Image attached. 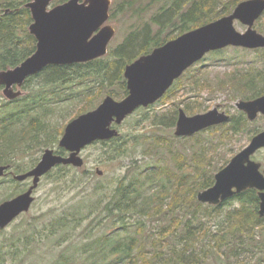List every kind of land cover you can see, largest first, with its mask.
I'll return each instance as SVG.
<instances>
[{
	"label": "rangeland",
	"instance_id": "obj_1",
	"mask_svg": "<svg viewBox=\"0 0 264 264\" xmlns=\"http://www.w3.org/2000/svg\"><path fill=\"white\" fill-rule=\"evenodd\" d=\"M111 1L109 13L112 12L115 3L122 0ZM160 1L162 2V0ZM148 3V0H135L134 5L145 8ZM160 4L153 3L150 11L147 12V10L140 16L131 13H116L114 16H109L106 24L110 25L115 32L108 45V51L120 45L132 29L141 28L146 23L150 24L151 17ZM234 28L239 33L246 31V27L238 21L234 22ZM151 29L154 32L159 30L158 26L152 24ZM254 29L264 35V14L254 24ZM260 51L228 47L208 53L184 73L185 77L181 87L176 88L163 102L151 108L148 120H142L144 113L140 110L131 117H127L119 126L118 131L122 137L120 143L124 149L120 156L110 161L104 153L106 147L101 144L90 145L80 154L84 160L82 168L68 171V175L59 180L55 179L58 171L43 178L33 192L34 202L29 211L20 215L0 234V255L4 257V261L0 260V264H88L90 258L88 252H83L84 244L119 228V224L114 223L113 219H106L107 217L101 209L112 195L118 182L126 175L125 181L128 182L136 173L144 175L151 169L159 167H168L177 174L181 171L186 173L189 169L193 171L196 167L194 166L195 162L178 165L175 162V156L180 155L189 160L195 154L193 160L201 155L199 164L208 175L211 172V176H213L217 172L215 170L230 161L249 143L251 138L249 136L224 138L218 131L204 132L193 138H177L174 136L175 124L173 125V121L174 117H177L174 112L183 109L188 116H192L204 114L216 107L220 111L234 115L235 104L247 95L248 90L247 87L242 88L237 79L243 75L247 76V74L238 73L253 70L264 71V51ZM191 72H200L195 73L193 77H200V74L203 73V81L199 87L193 84L195 78H189ZM76 74L78 77L73 82L58 89L64 102L58 104L57 97H55L56 103L48 107L50 110L52 109V113L50 111L44 122L53 128L51 132L61 128L63 133L65 125L87 102L84 100V93L93 86L92 83L96 76L89 75L81 69L77 70ZM81 74L84 77H81ZM42 82L41 78H33L27 85L20 88L22 95H28L31 90L41 88ZM47 89L49 90V88ZM263 90L264 84L262 93ZM91 91H93L90 93L93 98L91 104H95V107L107 96L118 100L117 97L123 94V88L115 81L108 83L104 89L91 88ZM57 96L59 95L57 94ZM6 102L8 101L3 97L0 88V110ZM42 113L37 114L36 117L43 119ZM4 115L3 112H0V117ZM56 134H54L55 137ZM61 135L57 136L58 140L55 144L48 147L38 146L15 156L10 171L16 173L20 168L24 169L22 171L30 169L33 166L32 163L39 161L45 149L56 150L58 148ZM51 141L54 143L53 140ZM253 159L262 164L264 151L261 150ZM178 166L182 169H179ZM97 170L101 172L100 175L96 173ZM205 177L207 175L203 178L205 179ZM13 182L8 178L0 180L1 199L18 195L31 185ZM94 200H101V209L90 214L89 210H86L85 204ZM79 206H82L84 212L80 216L71 215ZM68 207H72V209H68ZM237 207L238 203L235 202L234 205L223 207L219 213L212 215L205 213L206 218L201 216V221L215 236L228 213ZM198 212L203 214V209ZM64 218L69 224L68 232L59 229L58 221ZM163 223L165 221L152 222V231L149 233L151 237L157 231L153 225L157 226ZM252 233L253 242L248 244L246 236L241 238L243 248H240L238 254L232 255L228 260L226 257L218 258L214 255L217 253V249L213 245V236L206 237L202 244H198L197 250L190 253L193 256L190 257V262L193 264H264V222L254 228ZM64 239L67 241L63 242ZM178 241L177 236L166 237L164 245L166 247L177 246ZM11 242L16 243L18 250L8 253L10 248H14ZM195 254L199 256L196 257Z\"/></svg>",
	"mask_w": 264,
	"mask_h": 264
},
{
	"label": "trees",
	"instance_id": "obj_2",
	"mask_svg": "<svg viewBox=\"0 0 264 264\" xmlns=\"http://www.w3.org/2000/svg\"><path fill=\"white\" fill-rule=\"evenodd\" d=\"M31 1L0 0V70L16 67L35 51L36 41L28 31L32 18L30 11L25 8V5ZM65 1L67 0H53V5ZM148 1L149 3L147 6L145 5V8L136 7L134 5L135 0H122L115 3L110 16H114L116 13H131L140 16L147 10L149 12L153 3L161 4L151 17L150 24L146 23L141 28L132 29L120 45L108 51L107 56L82 64L47 67L37 75L27 79L24 84V86L27 85L33 78H41L43 81L41 88L31 90L28 95H21L3 105L0 110L5 114L0 117V166L13 164L15 156L26 153L27 150L55 144L58 140L57 136L62 134V130L60 128L51 132L53 128L48 126L44 119L49 116L50 111L52 113V109L50 110L48 107L56 103L55 97H57L58 104L64 102L58 89H62L73 82L78 77L77 70H85L89 75L94 74L96 76L91 88L101 90L108 83L117 82L123 88V94L117 97L121 99L127 93L123 78L126 65L142 55L149 54L154 48L178 35L229 15L233 8L244 0ZM151 24L158 26L159 30L154 32L151 29ZM195 73L191 72L189 78L195 76ZM80 76L84 77L83 74ZM179 80L181 81V79ZM246 83H248L247 93L255 95L260 89L262 90L264 79L262 85L255 84V79L252 77ZM174 86L168 90V93L174 90ZM241 86L244 85L241 84ZM91 88L84 93V100H87V104L85 103L83 108L77 111L72 118L95 107V104H91L93 102L90 94L93 92ZM151 108L152 106L140 109L144 113L142 120H148ZM41 113L43 119L36 117L37 114ZM174 113L176 115L177 111ZM175 117L173 125L175 124ZM121 138L118 136L94 144H101L106 147L104 153L107 159L112 161L124 152L120 143ZM55 153L66 155V152L59 147ZM194 156L195 154L189 160L187 157L175 156V162L178 165L195 162L194 166L196 167L193 171L189 169L186 173L181 171L177 174L168 167H159L151 169L144 175H142L143 173H136L128 182L125 181L126 175L118 182L102 209L101 200L88 201L85 204L86 210H89L90 214L101 209L105 213L106 219H113L114 223L119 224V228L115 229L116 231L110 234L104 233L84 244L83 252H88L90 258L88 264H193L190 262V257H193L190 253L196 251L198 244H202L203 239L210 236H213V245L217 249V253L214 255L218 258L226 257L228 260L232 255L238 254L240 248H243L241 238L246 236L248 238L246 243L253 242L252 232L254 228L259 227L264 222V217L259 218L257 213L259 203L257 191L254 189L245 190L217 206L200 204L196 199L197 193L212 186L214 179L211 172L208 175L199 164L201 155L193 160ZM226 164L217 168L215 172ZM178 167L182 169V167ZM22 170L24 169L20 168L17 172ZM70 170L76 169L58 166L55 179L59 180L66 177ZM205 175L207 177L204 179ZM12 196L0 198V202ZM235 202L238 203L237 209L228 213L218 233L214 236L202 223L201 216L206 218L205 213L207 215L219 213L223 207L234 205ZM80 204L82 203L80 202ZM68 209H72V207H68ZM82 209V206H79L70 213L73 216H80L84 212ZM201 209H203V214L198 212ZM158 221H165V223L153 225L157 231L154 230L155 234L151 237L149 233L152 231V222ZM58 225L61 231H69L66 218L60 219ZM2 232L3 230H0V234ZM172 236L179 238L178 245L166 247L164 245L165 238ZM65 240L67 241L64 239L63 242ZM234 242L235 245H233ZM11 243L14 248H10L8 253L18 250L16 243ZM225 248L227 249L225 250ZM195 256L198 257L199 255L195 254ZM0 260L1 262L4 261V257L1 255Z\"/></svg>",
	"mask_w": 264,
	"mask_h": 264
},
{
	"label": "water",
	"instance_id": "obj_3",
	"mask_svg": "<svg viewBox=\"0 0 264 264\" xmlns=\"http://www.w3.org/2000/svg\"><path fill=\"white\" fill-rule=\"evenodd\" d=\"M52 0H32L25 5L32 23L29 34L36 40L35 52L18 66L0 71L2 94L8 100L21 95L24 81L49 65H72L101 58L114 36L107 25L111 0H67L48 10ZM264 13V0H246L233 11L215 21L185 32L176 38L140 56L125 66L124 79L128 95L120 101L107 96L94 109L71 120L64 128L58 146L68 152L66 157L44 151L38 164L16 181L33 178L27 191L0 204V229H5L20 214L29 211L34 202L33 191L40 178L57 165L82 168L81 151L97 141H106L119 135L112 124L120 125L139 107H147L159 100L184 71L200 61L207 53L226 47L244 49L264 48V36L253 29L254 23ZM239 21L247 27L244 33L234 28ZM237 107L253 119L258 112L264 114V96L249 102H239ZM228 116L216 108L192 116L179 109L175 124L176 137H189L226 122ZM264 148V131L231 158L229 163L214 175V184L197 193V201L216 206L247 189L258 191L259 218L264 217V171L251 156ZM8 166H0V178ZM98 175L100 171L96 172Z\"/></svg>",
	"mask_w": 264,
	"mask_h": 264
},
{
	"label": "flooded vegetation",
	"instance_id": "obj_4",
	"mask_svg": "<svg viewBox=\"0 0 264 264\" xmlns=\"http://www.w3.org/2000/svg\"><path fill=\"white\" fill-rule=\"evenodd\" d=\"M65 2L60 3V4H57V5H53V1H52L50 7L48 8V10L52 9L55 6L64 4ZM262 51H264V49H262ZM48 67H50V66H48ZM45 68H47V67H45ZM250 68H252V67H250ZM253 68H255V67H253ZM0 71H2V70H0ZM244 73H246L247 76L243 75V76H240V78H237L240 81L239 82V85L240 86H241V84L244 85V86H241L242 88L245 89L248 86V83H246V81L249 80L251 77L255 79V84H258L259 83L260 85H262V77L264 79V75H262V73H264V71H262V70H260V71H254L253 70V71H245L243 73H238V74H244ZM234 76H236V75H234ZM184 77L185 76L183 74L179 78V79H181V81L179 79L176 80V81H174V83H173V86L175 85L174 86V90L176 88H179V87L182 86V84H183L182 81H183ZM202 77H203V73L200 74V77H193V78H195L193 84L194 85H197V87H199L200 84H201V82L203 81V78ZM173 86H172V88H173ZM0 88L3 90V87L2 86H0ZM13 89L15 90L16 87L13 86ZM125 89H126V87H125ZM126 92L127 93L122 97V99L128 95V91L127 90H126ZM170 93H168V91H167L166 94H164V96L160 100H158L155 104H153L151 106L154 107V106L158 105L159 103L163 102V100L166 97H168V95ZM262 96H264V92L262 93V90L261 89L258 92H256L255 95H251V94H248L247 93L246 96L242 97L241 100H239L235 104L236 112H235L234 115H229V114H227V113H225L223 111H220V109H218V108L215 107L218 110L219 113H224L226 116H228V120L226 122L220 123L218 125L211 126L210 128H207V129H205V130H203L201 132H204V131L205 132L218 131L219 133H221V136H223V137H228V136H249L252 139L253 137L257 136L258 134H260V133H262L264 131V114L258 112L253 119H249L248 114H246L243 110H240L237 107V104L239 102H249V101H253V100H255V99L259 98V97H262ZM140 109H142V107L138 108L136 111H140ZM212 109H214V108H212ZM251 139H250V141H251ZM250 141H249V143H250ZM261 150L264 151V148L257 150L251 156V160H253L254 162L259 163L261 165L260 166V172L263 173V171H264V162H263V160H262V164H261L260 162L255 161L253 159L255 157V155L258 154ZM32 168L33 167H31L30 169H28L26 171H23V172L13 173L12 171H10L11 170V166H10L9 169L5 172L4 178H8L10 181H14L16 176L25 174L26 172L30 171ZM50 173L48 172L47 174H45L44 176H42L40 178V181L43 178L47 177ZM32 181H33V178L31 177V178H27V179L21 181L20 183H23V184L24 183H26V184H32Z\"/></svg>",
	"mask_w": 264,
	"mask_h": 264
}]
</instances>
